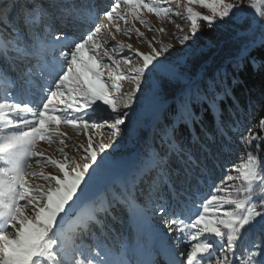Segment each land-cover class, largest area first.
<instances>
[{
  "label": "snow or ice",
  "instance_id": "snow-or-ice-1",
  "mask_svg": "<svg viewBox=\"0 0 264 264\" xmlns=\"http://www.w3.org/2000/svg\"><path fill=\"white\" fill-rule=\"evenodd\" d=\"M146 14L173 23L176 17L187 19V32L176 27L184 32L179 43L188 51L171 59L172 44L157 40L162 45L157 48L139 28L121 27V21H138L148 31H166L156 29ZM201 22L209 29H233L243 38L228 62L234 68L247 59L257 66L250 53L264 50V0H177L175 8L171 0H113L107 8L96 0H0V264H160L161 259L163 264H234L238 241L251 233L257 238L238 264H264V117L246 123L239 108L220 106L231 96L226 65L187 70L202 39ZM113 28L129 38L134 32L149 51L116 41ZM125 48L132 55L119 56ZM101 69L115 75L106 79ZM146 72L164 74L153 85L151 103L172 119L159 126L160 150L147 152L130 178L104 192L102 174L117 166L109 149L121 138ZM123 81L131 91L122 92ZM197 104H206L218 123L210 142L204 138L199 148H191L179 143L175 132L178 123L196 122ZM101 105L111 120L95 118ZM61 124L84 133L87 146L71 141ZM101 129H107L108 143ZM41 141L50 147L58 143L61 156L41 148ZM68 142L79 159L66 151ZM237 147L243 149L240 162L209 196L198 199L200 181ZM177 158L179 170L173 168ZM46 167L56 174L44 172ZM30 176L45 183H32ZM117 205L157 218L178 242L191 241L189 249L176 251L163 233L141 227L143 243L113 250L105 234Z\"/></svg>",
  "mask_w": 264,
  "mask_h": 264
},
{
  "label": "rangeland",
  "instance_id": "rangeland-1",
  "mask_svg": "<svg viewBox=\"0 0 264 264\" xmlns=\"http://www.w3.org/2000/svg\"><path fill=\"white\" fill-rule=\"evenodd\" d=\"M113 0H96V3L100 5L101 8H107ZM172 7H176L177 0H171ZM202 11L204 14H208L204 9H198ZM183 11V9H181ZM250 11V10H249ZM146 19H148L151 24L156 28H164L165 32L161 33L159 31H148L143 25H141L138 21H132L128 24H124L123 21L120 22L122 28H139L141 32H144L145 36L148 40L152 41L153 45L157 48L162 45L157 43V40L161 41L163 44H172L173 48L170 49L171 59H175L177 54H183L187 52V47L185 45H181L179 43V37H181L184 32H187L189 29V21L187 19H182L180 17H176L175 23L170 20H161L156 17L154 14H146ZM102 23H107V21H101ZM176 24H180L184 28V32H181L180 29L176 27ZM3 25L0 24V28ZM113 32L116 36V41L123 42L125 44H132L135 48H138L142 52L149 51V46L147 43L141 42L140 38L133 32L129 36L125 35L123 32L116 33L113 28ZM198 35L202 36V39L198 42V50L193 54L189 62L187 64V70L190 72L198 73L204 71L199 64L206 59H209L213 56V54L217 53L219 62L216 64V68L219 65H228L232 66V64L228 63L238 52L240 44L243 42L242 37H236L235 30L229 29L227 32L219 31L215 27L209 29L207 27L206 22H201V33ZM110 44H114L115 42L109 41ZM191 43V42H190ZM102 51V49L100 50ZM86 57L90 55L85 51ZM132 55L131 50L125 48L122 52L119 53V56H130ZM168 53H165V56H168ZM135 64H139L138 61H133ZM257 64V62H256ZM242 65V64H241ZM215 65H213L214 67ZM229 66V67H230ZM123 67V66H122ZM215 68V69H216ZM101 71L106 73V79L109 76H114L115 73L109 72L107 69H101ZM163 73L161 72H146L144 80L141 84V91L136 93L137 100L133 103L131 109L128 111V119L126 120V125L122 126V134L121 138L117 141V144L113 149H109L112 152V159L116 161V165L113 168H110L105 173L102 174V180L100 182V189L104 192H111L113 189L120 186V183L125 179L130 178L131 174L137 169L140 165L141 161L145 158V154L147 150L142 148L140 145V137L142 134L148 132H152L153 128L157 125L158 121L162 118L164 111L158 110L152 103L151 99L153 96V85L155 82L159 81L163 77ZM131 91V85L128 84L127 81L122 82V92ZM0 95H3V89L0 87ZM23 98V96L21 97ZM29 99L32 97L29 96ZM67 98V93H65V99ZM82 103V101H81ZM100 103V102H98ZM64 105L61 104L60 107ZM95 107V106H94ZM122 111H124L122 109ZM172 119L171 116H169ZM95 118L98 120L109 119L111 120L112 116L107 110L106 106L101 105L99 109H97L95 113ZM178 123L177 125H179ZM176 125V126H177ZM60 131L66 132L68 136L71 137V141H74L76 144H84L87 146V139L84 133H78L70 127H67L63 124L60 126ZM104 137V142L108 143V132L107 129L99 130ZM256 131V130H254ZM88 135H92L94 139H99L96 134V130H89ZM203 143V142H202ZM239 142L237 141V144ZM40 147L47 150V152L53 154L55 157L59 158L61 153L58 151V147L60 145L57 143L53 146H49L46 142L41 141ZM264 147V146H262ZM71 155L76 156L77 159L80 158V153L77 152L76 148L73 146L71 142H68V147L66 149ZM243 151L242 148L237 147L235 150V157L232 162L239 163L238 156ZM149 152V151H148ZM260 156L264 158V150L261 151ZM232 164H225L226 166L223 168L224 176L209 188L202 185V179L199 184V198L204 199L212 193V190L215 185L219 184L221 180H223L227 174L228 169L231 168ZM34 167L36 165L34 164ZM174 169L179 170V166L177 164H173ZM46 173L56 174L54 170L50 167H46L43 169ZM30 182L44 184L45 181L40 180L36 177H28ZM115 187V188H114ZM146 200V198H142ZM255 199V198H254ZM257 203L260 201L257 200ZM137 204L142 205V201H137ZM127 207V206H126ZM230 206L225 205L224 208L227 209ZM124 205H117L112 209V214L109 217V220H113L122 217L124 212ZM264 210V209H261ZM133 219L138 226L143 227L146 230L154 229L158 233H163L164 237L169 245H175V250L179 252H186L189 249V244L191 241L187 239H183L181 241H177L176 234L167 232V229L164 227V224L159 221L157 218L153 217L151 219H145L142 216H139L133 212ZM107 237V244L113 250H119L122 247H135L137 243H143L142 238H137L134 241L133 246H129L128 244L119 245L118 242L114 239V237L110 233L105 234ZM261 242L264 243V236H261ZM257 238V233H251L249 235L243 236L241 241L237 243V256L234 258V264H238L239 261H242L245 256V249H251L252 244ZM85 242L91 243V239L86 240ZM160 264H163V260L161 259Z\"/></svg>",
  "mask_w": 264,
  "mask_h": 264
},
{
  "label": "trees",
  "instance_id": "trees-1",
  "mask_svg": "<svg viewBox=\"0 0 264 264\" xmlns=\"http://www.w3.org/2000/svg\"><path fill=\"white\" fill-rule=\"evenodd\" d=\"M262 52L264 50L256 47L250 53V56L255 57L257 62L256 67L253 66L251 59H247L242 62L239 68H234L230 65L227 68L230 75L225 83L230 89L231 96L226 100H222L220 106L222 108H229L230 105H234L236 108H239L241 114L246 116V123L247 121L255 123L261 117H264V54ZM216 54H213L209 61L207 59L202 61L199 64L201 67L198 68L204 71H215L216 64L219 62L218 55ZM213 65L215 66L213 67ZM233 76L237 81L235 84L232 82ZM169 104H171V101H169ZM229 110L231 109L229 108ZM193 111L197 116L196 122L194 124L180 123L176 126L175 135L179 143L191 148H199L204 138H208L209 142L211 141L218 121L215 118V114L206 104L195 105ZM168 120H170V117L168 116L166 119L164 113L152 132L142 134L140 137V145L143 149L145 148L147 152L152 149L156 151L160 150L159 126L161 124H167ZM253 130L258 131V129ZM243 131H245V128H241V132ZM235 150L236 148H234L232 154L227 158H222L217 161L215 166L211 167V170L206 173L202 181L204 188L208 186L210 188L213 183L224 176L223 168L227 164H232L235 157ZM181 163L182 161L179 158L174 162L178 166ZM124 207L125 210L122 217H118L112 221L109 220L112 226L110 234L119 245L128 244L129 246H133L137 238H142L141 228L134 222L133 211L125 205Z\"/></svg>",
  "mask_w": 264,
  "mask_h": 264
}]
</instances>
